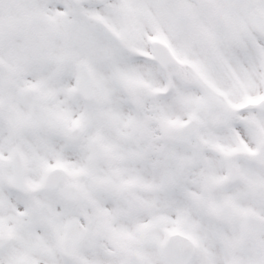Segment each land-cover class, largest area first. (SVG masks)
Returning <instances> with one entry per match:
<instances>
[{"label":"snow or ice","instance_id":"snow-or-ice-1","mask_svg":"<svg viewBox=\"0 0 264 264\" xmlns=\"http://www.w3.org/2000/svg\"><path fill=\"white\" fill-rule=\"evenodd\" d=\"M0 264H264V0H0Z\"/></svg>","mask_w":264,"mask_h":264}]
</instances>
